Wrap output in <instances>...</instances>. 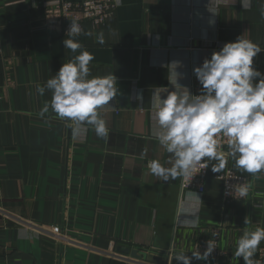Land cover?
<instances>
[{
	"label": "crops",
	"instance_id": "1",
	"mask_svg": "<svg viewBox=\"0 0 264 264\" xmlns=\"http://www.w3.org/2000/svg\"><path fill=\"white\" fill-rule=\"evenodd\" d=\"M43 1L54 0H0V264H125L128 249L164 264L168 254L191 257L214 229L225 252L219 262L244 264L233 253L245 216L249 230L264 228V172L244 173L251 195L228 204L211 170L219 161H208L201 195L182 192L181 177L152 175L149 161L171 167L173 159L155 138L152 96L182 91L169 82L173 62L177 83L200 92L193 69L226 42L242 36L264 49V0H116L104 25L84 22L91 35L75 39L95 57L91 76L117 80L112 107L99 109L107 139L51 110L38 115L51 92L41 96L37 86L80 51L64 48L59 11ZM252 66L264 74V50ZM220 152L223 170L239 171Z\"/></svg>",
	"mask_w": 264,
	"mask_h": 264
},
{
	"label": "clouds",
	"instance_id": "2",
	"mask_svg": "<svg viewBox=\"0 0 264 264\" xmlns=\"http://www.w3.org/2000/svg\"><path fill=\"white\" fill-rule=\"evenodd\" d=\"M264 18V7L260 10ZM213 23V21H209ZM84 32L77 22H71L63 40L64 48L73 56L63 63L58 72L37 86L36 91L43 96L51 92L38 115L44 117L51 110L58 119L71 122L77 130L91 126L98 138L107 139L109 129L99 109L112 107L109 102L117 96V80L111 73L104 77L91 76L89 64L95 57L83 50L75 38ZM103 44V37L98 38ZM262 48L250 40L238 37L235 42H226L219 51H213L210 59L205 58L193 72L202 86L199 95H192L187 87L177 83L179 73L175 69L179 62H173L169 82L178 86L167 95L153 94L156 130L159 145L172 156L171 167L163 166L158 160L148 163L152 175L167 182L177 177L191 178L197 165L209 167L207 161H219L211 170L221 173L225 166V154L218 151V138H226V156L234 162L241 173L255 175L264 172V74L255 69L253 58ZM256 80V83L253 81ZM141 100V96H137ZM237 198L248 194L243 183L235 192ZM250 216L244 217L245 229L236 241L235 258H242L244 264H256L253 259L261 242L264 228L249 230ZM215 240L207 241L201 254L198 250L189 257L180 252L173 257L179 264H191L193 258L207 261L215 249Z\"/></svg>",
	"mask_w": 264,
	"mask_h": 264
},
{
	"label": "built area",
	"instance_id": "3",
	"mask_svg": "<svg viewBox=\"0 0 264 264\" xmlns=\"http://www.w3.org/2000/svg\"><path fill=\"white\" fill-rule=\"evenodd\" d=\"M42 6L46 9L54 8L59 11V19L61 21V33L65 34L68 31L71 22H77L83 29L84 22H88L93 27L104 25L109 18L113 15L117 6L116 0H80V1H43ZM192 95L201 94L199 91H193ZM227 150L226 138H218V151ZM208 164V161H207ZM209 166V165H208ZM193 172H198L192 178L181 177L180 178V190L182 192H193L201 195L205 191V183L210 175V168H203V165H197ZM215 179L221 183V199L225 204L238 202L245 200L251 195L252 185L247 175L239 171L227 168L221 171V173L213 172ZM245 184L248 188L247 196L243 198H237L239 193L235 192V187H239L241 184ZM237 196V197H235ZM54 231L56 232L57 229ZM219 229H214L210 236H203L199 238L195 243L194 251L198 250L201 254L207 247V241L210 239L215 240V249L208 257V262L211 264H223L219 262L221 256L225 255V252L219 247ZM253 259L256 264H264V245H260L254 255ZM125 264H150L140 258H134L130 256L124 259ZM153 264V263H152Z\"/></svg>",
	"mask_w": 264,
	"mask_h": 264
},
{
	"label": "water",
	"instance_id": "4",
	"mask_svg": "<svg viewBox=\"0 0 264 264\" xmlns=\"http://www.w3.org/2000/svg\"><path fill=\"white\" fill-rule=\"evenodd\" d=\"M128 251H130V256L134 257V258H140L142 257L143 259L146 258L147 253L144 251H139L137 249H128ZM157 264H161L160 260L156 261ZM164 264H179V262L170 254L165 256V260H164Z\"/></svg>",
	"mask_w": 264,
	"mask_h": 264
}]
</instances>
